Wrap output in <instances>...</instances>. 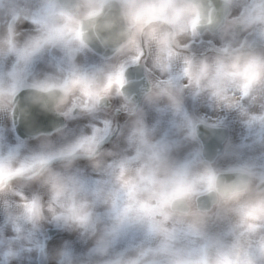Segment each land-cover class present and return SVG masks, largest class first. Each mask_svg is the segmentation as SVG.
Wrapping results in <instances>:
<instances>
[{
	"label": "clouds",
	"instance_id": "1",
	"mask_svg": "<svg viewBox=\"0 0 264 264\" xmlns=\"http://www.w3.org/2000/svg\"><path fill=\"white\" fill-rule=\"evenodd\" d=\"M0 264H264V0H0Z\"/></svg>",
	"mask_w": 264,
	"mask_h": 264
}]
</instances>
